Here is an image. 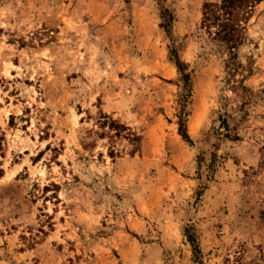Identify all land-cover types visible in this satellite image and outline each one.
<instances>
[{
	"label": "clouds",
	"instance_id": "clouds-1",
	"mask_svg": "<svg viewBox=\"0 0 264 264\" xmlns=\"http://www.w3.org/2000/svg\"><path fill=\"white\" fill-rule=\"evenodd\" d=\"M0 264H264V0H0Z\"/></svg>",
	"mask_w": 264,
	"mask_h": 264
}]
</instances>
